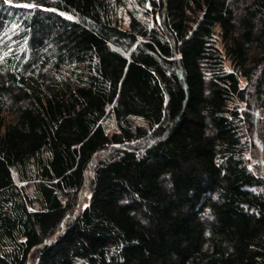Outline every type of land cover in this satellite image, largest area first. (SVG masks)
Wrapping results in <instances>:
<instances>
[{
  "label": "trees",
  "instance_id": "trees-1",
  "mask_svg": "<svg viewBox=\"0 0 264 264\" xmlns=\"http://www.w3.org/2000/svg\"><path fill=\"white\" fill-rule=\"evenodd\" d=\"M148 2L0 0V264H264V0Z\"/></svg>",
  "mask_w": 264,
  "mask_h": 264
},
{
  "label": "rangeland",
  "instance_id": "rangeland-1",
  "mask_svg": "<svg viewBox=\"0 0 264 264\" xmlns=\"http://www.w3.org/2000/svg\"><path fill=\"white\" fill-rule=\"evenodd\" d=\"M124 5H120L118 9V16L121 20L123 27L128 24L129 12H133L137 17L143 21H147L149 25L153 23L151 17L147 16V11H151L148 0H121ZM15 28L16 24L11 23V28ZM224 69L229 71L231 69L227 60H224ZM240 84H244V80L240 79ZM135 125H144L143 121L139 118L134 119ZM101 130L105 136H112L117 133L116 124L113 117H107L102 122ZM254 134L248 140V148L246 152V162L248 167L253 170L257 175L264 176V144ZM87 180L83 184L82 190L79 192V204L85 205L88 199Z\"/></svg>",
  "mask_w": 264,
  "mask_h": 264
}]
</instances>
